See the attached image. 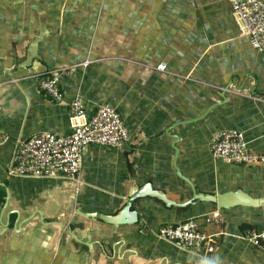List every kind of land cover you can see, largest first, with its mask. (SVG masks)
<instances>
[{"label": "crops", "instance_id": "0c3cea01", "mask_svg": "<svg viewBox=\"0 0 264 264\" xmlns=\"http://www.w3.org/2000/svg\"><path fill=\"white\" fill-rule=\"evenodd\" d=\"M35 37L39 59L24 67ZM52 70L59 101L39 85ZM76 95L84 119L112 105L128 143L87 145L75 179L8 175L20 143L72 131ZM222 130L241 131L264 154V53L227 0H0V264H264V250L244 238L264 230V163L213 158ZM235 191L257 202L186 203ZM121 209L133 223L81 214ZM189 218L214 234L213 251L158 237Z\"/></svg>", "mask_w": 264, "mask_h": 264}, {"label": "built area", "instance_id": "2783aa9c", "mask_svg": "<svg viewBox=\"0 0 264 264\" xmlns=\"http://www.w3.org/2000/svg\"><path fill=\"white\" fill-rule=\"evenodd\" d=\"M232 15L251 46L264 53V0H227ZM164 65L159 64V68ZM39 75L42 92L53 101L62 98L57 70L44 71ZM74 118L73 129L67 134L40 132L20 143L11 158L7 173L24 177H64L75 179L82 164L85 147L98 144L116 148L124 147L129 140V131L119 112L108 103H100L89 118L84 119L85 105L76 95L69 103ZM209 151L213 158L227 162L249 164L264 163V154L251 151L239 130L219 131L212 139ZM214 211L206 218H218ZM159 238L186 248L214 249V234L201 229L198 222L189 218L175 225L161 226ZM244 238L264 250V230L248 231Z\"/></svg>", "mask_w": 264, "mask_h": 264}, {"label": "water", "instance_id": "95a60500", "mask_svg": "<svg viewBox=\"0 0 264 264\" xmlns=\"http://www.w3.org/2000/svg\"><path fill=\"white\" fill-rule=\"evenodd\" d=\"M38 37H35L33 39V42L31 44V49L29 51V56L26 57V63L30 62V64H25L23 65L24 67L26 66H31L32 62L34 59H39V55L36 54V48H35V43L37 44L39 39H36ZM175 170H176V174L180 175L179 169L178 167L175 166ZM187 181V180H185ZM188 182V181H187ZM189 183V182H188ZM190 184V183H189ZM191 185V184H190ZM141 191H139L138 193L135 192L133 195L131 194L130 199H132L133 197L139 198L141 196ZM148 194V193H147ZM150 196L155 197L157 199L163 200L165 201L163 195L159 194L158 192H153L149 193ZM135 198V199H136ZM196 199H200V200H206V201H211V202H216L217 207H228L231 206L233 203V201L235 200H245L248 202H252V203H256L257 201L255 199H251L248 198V196L246 197V195H244V193H242L241 191H235V192H225V193H221V194H206V195H202L200 193H193V195L191 196V198L186 202V203H192L194 200ZM134 200V199H133ZM129 204L131 203V201H128ZM238 203H240L238 201ZM123 209L119 210L117 213L113 214V215H105L99 212H91V213H82V215H84L85 217L89 218V219H97L98 221H100L102 224L105 225H111L114 227H118L122 224H131L134 221H122V213Z\"/></svg>", "mask_w": 264, "mask_h": 264}]
</instances>
